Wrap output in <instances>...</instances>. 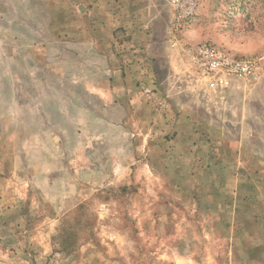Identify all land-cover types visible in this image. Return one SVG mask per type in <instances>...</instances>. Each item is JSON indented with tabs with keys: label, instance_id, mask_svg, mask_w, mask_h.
Wrapping results in <instances>:
<instances>
[{
	"label": "rangeland",
	"instance_id": "obj_1",
	"mask_svg": "<svg viewBox=\"0 0 264 264\" xmlns=\"http://www.w3.org/2000/svg\"><path fill=\"white\" fill-rule=\"evenodd\" d=\"M92 1L0 0V264H264L229 230L264 227V66L212 92L182 53H264V0H195L183 20L187 0H145L135 23L100 0L111 60L151 39L167 55L124 76L65 40L102 18Z\"/></svg>",
	"mask_w": 264,
	"mask_h": 264
},
{
	"label": "crops",
	"instance_id": "obj_2",
	"mask_svg": "<svg viewBox=\"0 0 264 264\" xmlns=\"http://www.w3.org/2000/svg\"><path fill=\"white\" fill-rule=\"evenodd\" d=\"M102 2L104 1L98 0L96 2L92 1L91 3V7L95 9L93 10L94 15L99 13V15L102 16L101 19L100 18L96 19V17L93 16L94 20L96 21L94 22L95 24H93L92 29L88 32H86V30H83L82 32H79V30H77V32L79 33L75 34L74 36L67 34L68 37H66L65 40L68 41L69 43L74 42L76 44H82L84 46L92 45L91 48L93 52L99 55V57H103V59H105L104 63L106 67L105 66L100 67L98 70L100 72L101 71L105 72V69H106V70H110L112 74L114 73L117 75V72L122 71L123 76H124L126 72L145 71L146 65L148 66L154 65L159 69L160 66H162L165 63L164 58L167 55L166 53L163 54L164 51L162 49L160 50L156 48L154 49L153 39H151V43L149 45L147 44L149 47L148 48V47H144L145 46L144 44H141L142 43L141 37L134 38L130 41H132L133 44H135V42L137 41L138 44H136V47L137 48H140V46L144 47L143 51L141 49H137V51L135 50L130 53V50H129L125 55L121 56V57H124L122 61L121 60H117V61L111 60L113 59V57L116 58L119 55V53L117 54L118 51L114 49V45L115 43H117L116 33L119 30V27L121 25L118 23L119 16L115 15L116 8H114L113 13L112 12L105 13V10L100 11L96 9L100 6ZM110 2H113L111 3V6L117 5L118 7L120 5L119 4L120 2L122 3L123 7L125 6L129 8V11L131 13L130 14L131 19L134 17L136 18L134 23L138 21L144 22V20L146 19L145 0H123V1L120 0L118 3H116V0H113V1L109 0L107 1L108 8L111 7L110 5H108ZM102 9H105V8L103 7ZM105 15H107V17ZM133 24H131V26ZM143 29L144 28L140 27V30H138L137 34H141L140 31H142ZM143 39L148 40L147 37H143ZM133 44L132 46H134ZM108 48H112V50H108ZM135 54L138 55L136 60L132 59L135 56ZM149 56L152 57V60H150ZM76 64H79L81 68L84 67V65L80 62H77ZM80 67L77 65L78 69H80ZM125 79H126L125 82H127L129 87H132V85L134 84V81H132L130 75L128 76V78H125ZM120 84L122 85V83ZM113 85H116V84H113ZM229 230L235 231V233L238 235V239L236 238L238 241L237 246L242 248V247H246V245H249L251 249L257 250V251H254L256 253L255 256L257 258L259 257H261V259L264 258V227H230ZM240 233H242V235ZM237 241L235 240L236 244H237Z\"/></svg>",
	"mask_w": 264,
	"mask_h": 264
},
{
	"label": "built area",
	"instance_id": "obj_3",
	"mask_svg": "<svg viewBox=\"0 0 264 264\" xmlns=\"http://www.w3.org/2000/svg\"><path fill=\"white\" fill-rule=\"evenodd\" d=\"M178 7L183 9V14L179 16V20H183L195 12L197 3L187 0L179 3ZM182 53L190 71L212 92H226L240 84H252L259 78L264 66V53L255 57L238 56L204 42L185 43ZM150 92L148 89L147 93Z\"/></svg>",
	"mask_w": 264,
	"mask_h": 264
}]
</instances>
